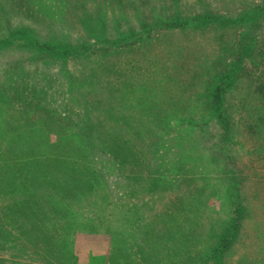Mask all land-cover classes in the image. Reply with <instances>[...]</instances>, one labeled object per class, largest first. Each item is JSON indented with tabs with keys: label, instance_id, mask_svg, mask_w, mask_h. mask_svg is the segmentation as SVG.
Instances as JSON below:
<instances>
[{
	"label": "rangeland",
	"instance_id": "rangeland-1",
	"mask_svg": "<svg viewBox=\"0 0 264 264\" xmlns=\"http://www.w3.org/2000/svg\"><path fill=\"white\" fill-rule=\"evenodd\" d=\"M263 3L0 0V264H264Z\"/></svg>",
	"mask_w": 264,
	"mask_h": 264
},
{
	"label": "trees",
	"instance_id": "trees-1",
	"mask_svg": "<svg viewBox=\"0 0 264 264\" xmlns=\"http://www.w3.org/2000/svg\"><path fill=\"white\" fill-rule=\"evenodd\" d=\"M264 9V3H263V7ZM168 24H172V25H179V20L176 18V19H171L170 22H168ZM166 26V25H165ZM252 32V31H251ZM248 39H251L253 41H255L257 38L252 35V33L248 32L247 36H246ZM243 39L244 37L241 38V40L239 39L237 41V45H236V55H237V60H242L245 56H248V52H249V49L248 46H244L243 45ZM241 66L240 64H234V62H230V63H227V66H226V70H225V75L224 77H222V81L219 83V85L216 87V95L218 98L222 97L224 95V90L226 88H229L230 89H234L235 87H237L238 83L236 82V79H238V73L240 72V69ZM259 79V78H258ZM264 84V82H262ZM262 83H259L258 87L261 88L263 86ZM256 101H262L264 102V90L261 92V95H258L256 98ZM10 176H14V174L12 173ZM52 182H51V185H53V187H51V190H55V188L57 187L59 191L60 188H65L67 191V182H69V180L66 179V176H64V179L63 177L60 178V179H51ZM61 180H63L64 182V187L63 185L60 187V182ZM65 180V181H64ZM1 193V192H0ZM63 193H65V190L63 191ZM236 218L232 224V226L227 229L224 233V235L221 237V248L217 251L218 253L217 254H222V252L224 250H228V248L230 247V245L233 243V240L237 237V234H238V221H239V217H240V207H237L236 209Z\"/></svg>",
	"mask_w": 264,
	"mask_h": 264
}]
</instances>
